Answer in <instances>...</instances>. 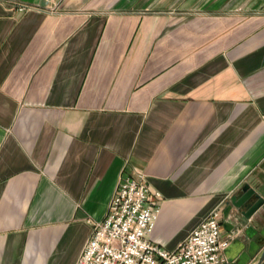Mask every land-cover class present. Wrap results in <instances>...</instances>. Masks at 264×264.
<instances>
[{
	"label": "crops",
	"instance_id": "1",
	"mask_svg": "<svg viewBox=\"0 0 264 264\" xmlns=\"http://www.w3.org/2000/svg\"><path fill=\"white\" fill-rule=\"evenodd\" d=\"M126 173L162 194L154 243L218 210L258 262L264 0H0V264H77Z\"/></svg>",
	"mask_w": 264,
	"mask_h": 264
},
{
	"label": "built area",
	"instance_id": "2",
	"mask_svg": "<svg viewBox=\"0 0 264 264\" xmlns=\"http://www.w3.org/2000/svg\"><path fill=\"white\" fill-rule=\"evenodd\" d=\"M53 12L64 0H41ZM29 7L20 4L19 9ZM161 192L143 174H123L103 221L94 223L77 264H232L226 256L233 235L221 236L214 210L175 250L154 243L150 235L160 211Z\"/></svg>",
	"mask_w": 264,
	"mask_h": 264
},
{
	"label": "water",
	"instance_id": "3",
	"mask_svg": "<svg viewBox=\"0 0 264 264\" xmlns=\"http://www.w3.org/2000/svg\"><path fill=\"white\" fill-rule=\"evenodd\" d=\"M253 194H254V190H249L237 200L238 206L247 207V209L244 211V215L247 217H250L257 209H259L262 205H264V198L261 197H258L256 201H254L252 204H249L248 201L251 199ZM233 200L236 199L233 198ZM263 260H264V252L261 258L255 264H261ZM230 261L232 262V260Z\"/></svg>",
	"mask_w": 264,
	"mask_h": 264
}]
</instances>
